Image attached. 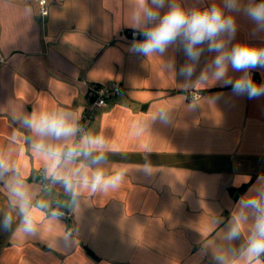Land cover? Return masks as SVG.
Here are the masks:
<instances>
[{
	"label": "crops",
	"instance_id": "obj_1",
	"mask_svg": "<svg viewBox=\"0 0 264 264\" xmlns=\"http://www.w3.org/2000/svg\"><path fill=\"white\" fill-rule=\"evenodd\" d=\"M127 10L126 0H52L40 20L36 0H0V51L7 57L0 62V150L10 152L34 201L42 202L33 208L37 238L17 241L0 231V264H213L211 253L225 241L223 225L210 227V217H228L249 187L234 186L238 177L254 183L264 174V97L249 99L218 85L184 91L183 78L162 69L169 59L177 69L185 62L176 46L160 57L128 51ZM234 15L231 44L264 47V32L243 12ZM214 55L202 54L197 73ZM252 76L264 82V68ZM113 82L121 90L97 109L87 133L103 135L108 146L100 166H126L128 181L107 194L84 191L76 205L62 185L45 178L20 118L64 109L80 123L91 88ZM196 91L201 96L191 100ZM191 103L198 105L189 111ZM162 105L174 108L170 124L152 120ZM145 161L154 166L151 175L139 170ZM53 207L70 216L54 217ZM5 211L8 193L0 183V216ZM205 246L208 255L196 257Z\"/></svg>",
	"mask_w": 264,
	"mask_h": 264
},
{
	"label": "clouds",
	"instance_id": "obj_2",
	"mask_svg": "<svg viewBox=\"0 0 264 264\" xmlns=\"http://www.w3.org/2000/svg\"><path fill=\"white\" fill-rule=\"evenodd\" d=\"M128 5L125 22L133 31L128 46L131 54L144 57L163 56L176 46L185 56V62L177 69L175 59L162 64L163 71L183 78L184 91L200 84L231 87L236 95L249 99L264 97V82L257 83L252 70L264 68V47L246 42L231 44L237 32L236 15L243 12L256 25V31L264 32V0H216L207 6L185 7L182 0H126ZM203 0H198L202 4ZM167 9L161 12L162 9ZM137 34L142 39H136ZM231 44V46H230ZM215 55L197 73L202 54ZM241 73L237 77L230 74ZM195 77V79H193ZM198 104H189L191 111ZM174 108L158 107L153 121L167 125L173 120ZM20 124L31 135L26 139L32 153L41 159L45 178L62 185L64 191L79 204V197L87 191L91 194H107L128 181L130 170L123 165L110 171L101 167L108 146L103 135L82 133L73 112L59 109L33 111L20 118ZM146 175L155 170L151 161L140 165ZM0 183L6 186L8 208L0 216V231L11 237L28 240L37 238L40 227L33 208L34 201L26 177L21 173L10 152L0 150ZM249 184L229 210L228 217L213 215L209 226L223 225L225 247L211 253L213 264H264V174L251 183L248 176L238 177L234 186ZM53 211V216H58ZM64 239L68 241L69 236ZM240 241L238 245L234 242ZM209 249L200 247L195 254L203 259Z\"/></svg>",
	"mask_w": 264,
	"mask_h": 264
},
{
	"label": "built area",
	"instance_id": "obj_3",
	"mask_svg": "<svg viewBox=\"0 0 264 264\" xmlns=\"http://www.w3.org/2000/svg\"><path fill=\"white\" fill-rule=\"evenodd\" d=\"M39 6V19L44 20L50 14V2L52 0H36ZM133 35V31H131ZM138 36V34H137ZM7 57L0 51V62H6ZM121 90V86L118 83H110V84H97L91 88L88 92V105L83 113V116L80 121V126L82 129V133H87L88 128L93 122L97 109L105 107L108 104V99L112 97L114 94ZM201 96L200 91H196L190 94V99L195 100ZM57 211L59 213L58 216L63 218H68L70 216V212L63 210L59 207H53V211Z\"/></svg>",
	"mask_w": 264,
	"mask_h": 264
}]
</instances>
